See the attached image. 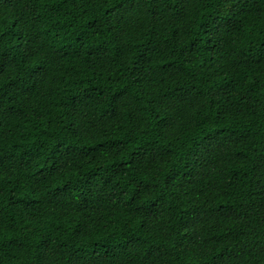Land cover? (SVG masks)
<instances>
[{"label": "trees", "instance_id": "16d2710c", "mask_svg": "<svg viewBox=\"0 0 264 264\" xmlns=\"http://www.w3.org/2000/svg\"><path fill=\"white\" fill-rule=\"evenodd\" d=\"M264 0H0V264H264Z\"/></svg>", "mask_w": 264, "mask_h": 264}, {"label": "snow or ice", "instance_id": "6c2138e0", "mask_svg": "<svg viewBox=\"0 0 264 264\" xmlns=\"http://www.w3.org/2000/svg\"><path fill=\"white\" fill-rule=\"evenodd\" d=\"M260 163H261V165H264V160H262Z\"/></svg>", "mask_w": 264, "mask_h": 264}]
</instances>
